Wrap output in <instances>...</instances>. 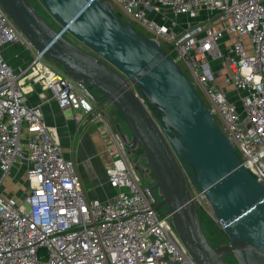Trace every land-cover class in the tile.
Instances as JSON below:
<instances>
[{
  "label": "built area",
  "instance_id": "2783aa9c",
  "mask_svg": "<svg viewBox=\"0 0 264 264\" xmlns=\"http://www.w3.org/2000/svg\"><path fill=\"white\" fill-rule=\"evenodd\" d=\"M104 1L173 59L219 119L241 166L264 188V0ZM182 16L188 22L179 30ZM8 45L29 53L30 61L13 69L2 55ZM33 86L40 101L34 106L27 99ZM50 100L98 124L113 148L110 199L86 195L72 157L45 123L42 105ZM110 124L102 106L37 53L0 7V264H195L170 218L154 209ZM20 168L25 195L17 199L4 185ZM188 186L222 230L204 194Z\"/></svg>",
  "mask_w": 264,
  "mask_h": 264
},
{
  "label": "water",
  "instance_id": "95a60500",
  "mask_svg": "<svg viewBox=\"0 0 264 264\" xmlns=\"http://www.w3.org/2000/svg\"><path fill=\"white\" fill-rule=\"evenodd\" d=\"M39 1L58 29L28 0H0V7L37 53L94 103L113 108L116 115L108 120L133 170L139 177L154 174V184L144 189L154 209L170 218L195 264H230L225 255L236 264H264V188L241 166L173 59L131 21L123 22L107 1ZM188 181L225 224L226 244L208 241Z\"/></svg>",
  "mask_w": 264,
  "mask_h": 264
},
{
  "label": "crops",
  "instance_id": "0c3cea01",
  "mask_svg": "<svg viewBox=\"0 0 264 264\" xmlns=\"http://www.w3.org/2000/svg\"><path fill=\"white\" fill-rule=\"evenodd\" d=\"M148 17L155 21L158 20V16L152 13H149ZM169 17L173 16L169 14ZM176 19L179 23V30L183 29L188 22V19L183 16ZM2 55L13 69L25 66L31 57L29 53L15 45L5 46L2 49ZM32 88L33 90L28 94L27 99L28 104L34 106L40 103L37 95L39 88L38 86H33ZM230 95L232 96L233 94L231 93ZM42 111L45 123L56 129L65 156L72 157L82 180L86 195L91 199L101 201H106L113 197L116 190L111 188L106 178V170L112 161L110 150L113 148L103 138L97 127L98 124L96 125V123L90 122L88 117H85L79 112L59 109L53 100L43 104ZM69 112L71 115L68 114ZM74 116L81 117V121H75ZM13 172L15 175L12 174ZM23 175V168L17 171L14 170L9 174L8 178L11 182L7 178L4 185V191L8 196L21 199L25 195V187L19 188V190L15 188L18 184L17 181H21ZM9 183H13L14 187L11 188V184Z\"/></svg>",
  "mask_w": 264,
  "mask_h": 264
},
{
  "label": "rangeland",
  "instance_id": "374dc122",
  "mask_svg": "<svg viewBox=\"0 0 264 264\" xmlns=\"http://www.w3.org/2000/svg\"><path fill=\"white\" fill-rule=\"evenodd\" d=\"M28 1L32 4V6L35 8V10L38 12V14L41 17H43L45 19V21L50 26H52L53 28H58V25L55 22V20L48 14V12L44 9L43 5L41 4V2L39 0H28ZM109 3L112 5L113 11L121 18V20L123 22H125V23L128 22V18L121 12V10L119 9V7L117 5L111 3V1ZM135 29L138 32H140L143 36H145L147 38L149 37L148 33L145 32L144 30H142L141 28L136 27ZM64 36L66 38H68L70 41H72L74 44H76L77 46L79 45L78 41L75 40L74 38H72L70 35L64 34ZM242 40H243V43L245 44V51L248 52V47L246 46L247 45V40H246L245 37H243ZM102 108H105L104 111H105L106 119H108V115H111V116L116 115V113L113 110V108L111 106H107V103L102 104ZM68 114L71 115L70 112ZM215 119L219 123V119L217 117H215ZM117 120L120 121L119 118H117ZM110 125H111V129L114 130V132H115L114 126L112 124H110ZM48 127H50V126H48ZM97 127H98V125H97ZM50 128H54V127H50ZM55 132H56V129H55ZM100 133H101V131H100ZM12 174L15 175L14 172ZM14 179H16V178H14ZM10 182H11V180H10ZM17 183L18 184L20 183V185H18V184L16 185V182H15V185H16L15 188H18V190H19V188H24L25 187V186H23L24 185L23 184L24 183L23 178L21 179V181L20 180L17 181ZM9 184H11L10 185L11 188L14 187V184L13 183H9ZM198 215H199V219H200L202 228H203V230L205 232V235H206L208 241L213 246H219L221 244H226L227 243L226 240H225L226 238L221 233V230L219 229V227L217 226V224L211 219V216L208 213V209L206 207H203V206H198ZM224 260L227 261L230 264H236V262L234 261V259L232 258L231 255H225L224 256Z\"/></svg>",
  "mask_w": 264,
  "mask_h": 264
},
{
  "label": "flooded vegetation",
  "instance_id": "af4514ba",
  "mask_svg": "<svg viewBox=\"0 0 264 264\" xmlns=\"http://www.w3.org/2000/svg\"><path fill=\"white\" fill-rule=\"evenodd\" d=\"M139 154H140V152L136 151V152H134L133 156H138ZM140 163H143V162L141 161ZM140 179H141L144 186L145 185H153L155 182V177H154L153 173H150L149 175H145L143 177L141 176ZM226 242H227V240H226Z\"/></svg>",
  "mask_w": 264,
  "mask_h": 264
},
{
  "label": "trees",
  "instance_id": "16d2710c",
  "mask_svg": "<svg viewBox=\"0 0 264 264\" xmlns=\"http://www.w3.org/2000/svg\"><path fill=\"white\" fill-rule=\"evenodd\" d=\"M58 28H59V26H58ZM58 28H55V29H58ZM110 116V115H109Z\"/></svg>",
  "mask_w": 264,
  "mask_h": 264
}]
</instances>
